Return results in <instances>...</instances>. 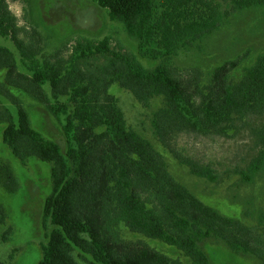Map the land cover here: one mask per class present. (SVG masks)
<instances>
[{
  "label": "trees",
  "instance_id": "obj_1",
  "mask_svg": "<svg viewBox=\"0 0 264 264\" xmlns=\"http://www.w3.org/2000/svg\"><path fill=\"white\" fill-rule=\"evenodd\" d=\"M231 1L234 11L264 6V0ZM97 3L137 40L136 54L114 50L111 38L105 36L99 41L78 40L67 58L39 56L29 38L22 36L25 30L8 3L0 0V35L20 56L18 62L10 48L0 45V70L5 69L0 121L7 124L0 129L3 143L22 165L30 157L53 163L52 192L43 206V220L49 225H44L46 240L37 264H80L75 251L87 264H184L142 241L125 240L118 230L121 223L177 247L193 264H212L200 246L211 237L264 264V211L256 226H248L206 205L169 172L164 155L128 125L110 93L111 86L119 84L147 108L153 97L163 96V105L151 114L154 135L193 175L213 182L218 178L215 170L181 154L174 139L185 132L228 136L238 121L261 117L254 129L260 149L240 171L243 180L252 183L264 170V51L238 81L231 73L247 53L217 64L202 81L200 69L184 75L169 62L221 27L225 14L215 0ZM98 55L104 63L89 62ZM139 58L159 63L146 67ZM6 83L46 105L66 97L73 110L66 123L65 149L31 127L24 103ZM3 98L16 107V121ZM0 221H4L1 206ZM0 264L7 263L0 257Z\"/></svg>",
  "mask_w": 264,
  "mask_h": 264
},
{
  "label": "rangeland",
  "instance_id": "obj_2",
  "mask_svg": "<svg viewBox=\"0 0 264 264\" xmlns=\"http://www.w3.org/2000/svg\"><path fill=\"white\" fill-rule=\"evenodd\" d=\"M5 1L14 15L19 13L15 16L18 26L25 30L22 36L29 38L39 56L51 58L61 55L67 58L78 40L99 41L105 36L111 38L114 50L131 55L137 52V40L126 34L122 22L111 21L108 10L100 7L97 0ZM215 1L225 14L221 27L195 47L180 50L169 63L177 73L184 75L200 69L203 81L209 78L217 64L247 53L231 73L232 79L238 81L245 68L264 51V6L234 11L231 0ZM0 45L10 48L20 62L19 53L9 39L0 35ZM139 59L146 67L159 63ZM89 62L102 64L105 61L98 55L90 58ZM0 81L5 82V69L0 70ZM7 87L24 103L31 127L65 149L68 139L66 123L73 110L66 97L46 105L20 87L8 84ZM110 93L116 96L117 106L124 111L128 125L164 155L169 172L176 180L223 215L237 218L248 226L257 225L258 214L264 211V170L252 183L245 182L240 171L246 170L260 149L254 129L261 123V117L252 115L238 121L228 136L185 132L174 139L181 154L215 170L218 178L213 182L193 175L154 135L151 114L163 105V96L153 97L147 108L119 84H113ZM2 102L11 108L16 121V107L10 100L3 98ZM6 125L5 120L0 121V129ZM0 163V206L4 214V221H0V257L7 264H37L42 255V243L46 240L44 225H49L43 220V206L45 198L52 192L53 163L30 157L27 165H22L3 143V132L0 133ZM6 168L11 172L9 177ZM118 230L127 241H142L184 264H193L180 249L164 241L131 231L124 223L118 226ZM200 246L212 264H261L258 258L237 253L216 237L202 241ZM74 253L80 264H87L78 251Z\"/></svg>",
  "mask_w": 264,
  "mask_h": 264
},
{
  "label": "clouds",
  "instance_id": "obj_3",
  "mask_svg": "<svg viewBox=\"0 0 264 264\" xmlns=\"http://www.w3.org/2000/svg\"><path fill=\"white\" fill-rule=\"evenodd\" d=\"M15 15H19V13H15Z\"/></svg>",
  "mask_w": 264,
  "mask_h": 264
}]
</instances>
